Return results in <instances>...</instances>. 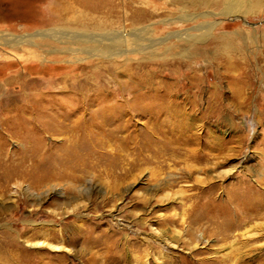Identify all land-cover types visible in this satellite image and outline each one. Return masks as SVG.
<instances>
[{"label": "rangeland", "instance_id": "rangeland-1", "mask_svg": "<svg viewBox=\"0 0 264 264\" xmlns=\"http://www.w3.org/2000/svg\"><path fill=\"white\" fill-rule=\"evenodd\" d=\"M3 106L0 264H264V0H0Z\"/></svg>", "mask_w": 264, "mask_h": 264}, {"label": "bare ground", "instance_id": "bare-ground-1", "mask_svg": "<svg viewBox=\"0 0 264 264\" xmlns=\"http://www.w3.org/2000/svg\"><path fill=\"white\" fill-rule=\"evenodd\" d=\"M67 110H64V109L55 110V109H47V108L33 110V109L26 108V107H22V108H19V107L9 108L8 107L7 108L3 106V108H0V135L4 131L8 130V131H11V133L15 135L21 134L23 137L25 136L28 137L30 131L34 129L35 124H38L36 123L37 120L40 121L42 125H46V126H43L41 130H44L47 132L48 131L53 132L54 128H58L59 130H54L55 134L69 133V135H71L73 133L84 131L90 128L89 122L87 121L81 122L80 118H78V116L81 114L77 115L74 111L72 113L71 112L66 113ZM71 110H74V109H71ZM103 110L102 109L96 110V113L93 112L92 114L94 115L93 116L91 115V116L96 117L98 114L102 113L101 111ZM73 118L76 120L74 121ZM83 139L84 141L88 140L85 138ZM71 166H67L66 168L72 169L73 165ZM235 189L236 188L233 187L230 190L229 192L230 198L225 202L224 205H219V204L217 205L219 208L218 210L224 216L225 221L232 222V225H231L232 229L237 223L246 222L251 217H253V215L255 216L261 215L262 213L261 211L264 208V201L261 198L251 197L249 195L248 196L239 195L238 191ZM234 205H236V207L238 206L241 209V213H237L234 211V208H233Z\"/></svg>", "mask_w": 264, "mask_h": 264}]
</instances>
